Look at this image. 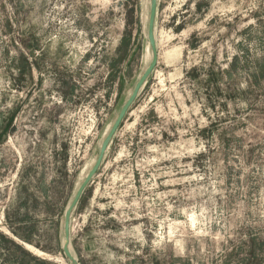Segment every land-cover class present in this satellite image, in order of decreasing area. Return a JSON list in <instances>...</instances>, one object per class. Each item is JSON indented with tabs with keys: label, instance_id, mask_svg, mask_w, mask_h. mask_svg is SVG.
Masks as SVG:
<instances>
[{
	"label": "rangeland",
	"instance_id": "374dc122",
	"mask_svg": "<svg viewBox=\"0 0 264 264\" xmlns=\"http://www.w3.org/2000/svg\"><path fill=\"white\" fill-rule=\"evenodd\" d=\"M157 2L156 66L72 213L71 251L264 264V0ZM148 15L0 0V264H69L63 213L149 64Z\"/></svg>",
	"mask_w": 264,
	"mask_h": 264
},
{
	"label": "water",
	"instance_id": "95a60500",
	"mask_svg": "<svg viewBox=\"0 0 264 264\" xmlns=\"http://www.w3.org/2000/svg\"><path fill=\"white\" fill-rule=\"evenodd\" d=\"M148 2H149V15H148V22H147V40H148V45H149V49L151 53L149 64L147 65L145 70L142 72L140 77L137 79L130 95L127 97V99L124 101L121 108L119 109V112L114 122L112 123L109 131L106 133V135L104 136L99 146V150H98V153L94 160L93 165L88 170V172L85 174L83 181L78 186L72 200L67 205L63 213V237H62V242H61V249H62V252L65 258L69 262V264H79L78 259L71 251L70 220H71L72 213L76 205L78 204L85 188L87 187V185L90 183V181L96 175L98 169L100 168L103 162L105 153L107 151V148L110 145L115 132L117 131L125 115L127 114L129 108L135 101L139 91L145 85L147 79L151 75L157 63L158 54H157L156 37H155V22H156L158 2L157 0H148Z\"/></svg>",
	"mask_w": 264,
	"mask_h": 264
},
{
	"label": "trees",
	"instance_id": "16d2710c",
	"mask_svg": "<svg viewBox=\"0 0 264 264\" xmlns=\"http://www.w3.org/2000/svg\"><path fill=\"white\" fill-rule=\"evenodd\" d=\"M1 238H3L4 240H7V239H5V237H1ZM7 242H8V241H7ZM37 261H39V263L44 264V262H42V261H40V260H37Z\"/></svg>",
	"mask_w": 264,
	"mask_h": 264
},
{
	"label": "bare ground",
	"instance_id": "6f19581e",
	"mask_svg": "<svg viewBox=\"0 0 264 264\" xmlns=\"http://www.w3.org/2000/svg\"><path fill=\"white\" fill-rule=\"evenodd\" d=\"M150 54H151V53H150ZM87 172H88V171H87ZM87 172H86V173H87ZM84 176H85V175H84Z\"/></svg>",
	"mask_w": 264,
	"mask_h": 264
}]
</instances>
